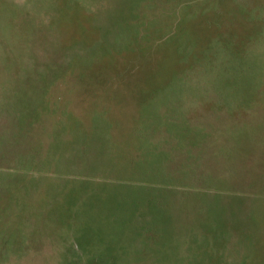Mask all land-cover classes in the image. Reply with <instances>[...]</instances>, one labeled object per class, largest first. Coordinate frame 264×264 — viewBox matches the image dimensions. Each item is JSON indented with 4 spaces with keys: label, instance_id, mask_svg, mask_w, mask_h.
<instances>
[{
    "label": "rangeland",
    "instance_id": "rangeland-1",
    "mask_svg": "<svg viewBox=\"0 0 264 264\" xmlns=\"http://www.w3.org/2000/svg\"><path fill=\"white\" fill-rule=\"evenodd\" d=\"M0 264H264V0H0Z\"/></svg>",
    "mask_w": 264,
    "mask_h": 264
}]
</instances>
